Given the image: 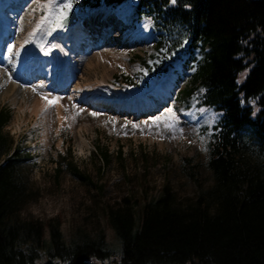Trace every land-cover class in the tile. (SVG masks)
Returning <instances> with one entry per match:
<instances>
[{
  "label": "trees",
  "instance_id": "obj_1",
  "mask_svg": "<svg viewBox=\"0 0 264 264\" xmlns=\"http://www.w3.org/2000/svg\"><path fill=\"white\" fill-rule=\"evenodd\" d=\"M134 14L150 17L157 35L138 77L158 82L180 61L192 69L181 99L216 115L211 183L199 181L192 198L166 184L158 196L109 205L119 255L103 230L79 229L68 242L60 216L23 215L37 197L30 154L4 132L11 112L1 109L0 264H264V0H138Z\"/></svg>",
  "mask_w": 264,
  "mask_h": 264
},
{
  "label": "rangeland",
  "instance_id": "obj_2",
  "mask_svg": "<svg viewBox=\"0 0 264 264\" xmlns=\"http://www.w3.org/2000/svg\"><path fill=\"white\" fill-rule=\"evenodd\" d=\"M14 1L0 0V15L10 21L9 27L2 24L0 28L1 58L26 34L35 33L36 48H46L56 40L64 42L72 35L77 39L73 32L68 33L72 26H57L51 20L36 30L45 14L37 5L49 0ZM61 2L71 3L77 13L75 33L82 24L90 30L94 20L97 22L95 35L79 41L86 43L75 53L84 59L80 69L65 81H70L68 85L47 96L56 102L54 106L48 102L46 108L35 110L21 94L13 99L0 92V110L11 112L3 129L15 145L30 154L29 185L37 197L26 204L23 215L41 219L60 216L68 242L79 229L91 235L103 230L111 249L119 255L121 242L107 223V207L126 196L141 201L158 196L166 184L180 199L195 197L199 181L211 183L208 141L216 115L197 107L194 100L186 105L181 99L192 75V69L181 62L159 83L146 85L147 81L138 77L139 57L148 58L157 36L151 19L134 14L129 2L114 8L103 0ZM109 49L113 50L110 54L104 53ZM244 77L241 73L239 81ZM81 85L86 91L97 86L111 98L102 100L103 106L85 103L80 99L84 92ZM128 95L136 99L137 108L129 103L125 110H117L124 104H113L116 100L112 97ZM188 123L194 125L192 132L186 129ZM46 235L48 238V232Z\"/></svg>",
  "mask_w": 264,
  "mask_h": 264
},
{
  "label": "bare ground",
  "instance_id": "obj_3",
  "mask_svg": "<svg viewBox=\"0 0 264 264\" xmlns=\"http://www.w3.org/2000/svg\"><path fill=\"white\" fill-rule=\"evenodd\" d=\"M9 22L10 21L7 20L5 23V19L3 20L0 15V28L3 25L9 27ZM77 25L78 24L68 27V33L70 32L72 34L73 32L77 36V39L78 36H80L79 40H75V38L72 39V37H74V35H72L64 42L57 40L53 41L46 48H36L34 46V35H24L16 45L15 49L7 57H0V65H2V67L0 66V92L10 95L13 99L17 97V94H21L25 103L35 110H39L43 107L46 108L48 101L43 99V97L51 96L53 93L55 94L57 89L64 87L63 84H65V81L68 79L70 80L73 76L77 75V71L80 69V61L84 60L83 58L81 60V58L78 57V54H75L77 51L83 50L79 41H82L81 37H93V30L96 27L94 25H97V22L94 20L92 24L93 30H88V25L82 24L76 29L78 32L75 33ZM89 39L90 38H88V40ZM70 46L71 50L69 52L66 48ZM109 51L113 50L109 49L104 53L110 54ZM104 53L102 54L106 56ZM23 66H27L25 72L22 71ZM61 74L62 76L60 77ZM28 80H31L32 83L28 84ZM96 87L97 86H95L93 90L86 91L81 85L80 88L84 92L80 99L92 106L100 104L98 102L99 95H103V98L106 101H109L111 96H109L107 92H99ZM33 89H35V91H33ZM118 97L119 96L112 97L116 100L113 104H124V106L117 108V110H125L129 103L132 104L134 108H137L136 99L130 95L121 98ZM110 102L112 104V101ZM58 116L59 118L62 117L60 106L58 109ZM185 126L189 132H192L194 129L192 123H188V125L185 124Z\"/></svg>",
  "mask_w": 264,
  "mask_h": 264
},
{
  "label": "snow or ice",
  "instance_id": "obj_4",
  "mask_svg": "<svg viewBox=\"0 0 264 264\" xmlns=\"http://www.w3.org/2000/svg\"><path fill=\"white\" fill-rule=\"evenodd\" d=\"M175 0H173V3ZM38 9H42L44 11V15L40 18V24L37 25V31H39L46 23L51 20L53 24L57 26H63L62 22L66 19L67 12L72 8L71 3H62L61 0H49V2L44 4H38ZM35 35V33H33ZM35 91V89H33ZM43 99L47 100L53 106L55 105V101L49 100L48 97H43Z\"/></svg>",
  "mask_w": 264,
  "mask_h": 264
},
{
  "label": "water",
  "instance_id": "obj_5",
  "mask_svg": "<svg viewBox=\"0 0 264 264\" xmlns=\"http://www.w3.org/2000/svg\"><path fill=\"white\" fill-rule=\"evenodd\" d=\"M131 4L133 6H136L138 4V0H131ZM77 21V15L75 10L69 11L68 15L66 16V19L63 20V25H73Z\"/></svg>",
  "mask_w": 264,
  "mask_h": 264
}]
</instances>
